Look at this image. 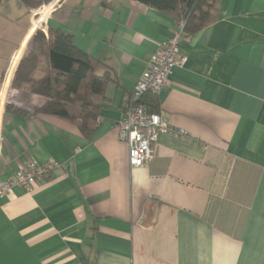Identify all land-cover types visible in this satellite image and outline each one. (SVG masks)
I'll return each instance as SVG.
<instances>
[{
  "label": "crops",
  "instance_id": "1",
  "mask_svg": "<svg viewBox=\"0 0 264 264\" xmlns=\"http://www.w3.org/2000/svg\"><path fill=\"white\" fill-rule=\"evenodd\" d=\"M61 1L48 28L110 80L90 137L39 111L45 97L12 87L30 9L0 0V91L15 65L0 181L28 159L65 165L35 191L0 196V264H264V0H218L214 21L184 37L185 62L155 96L162 121L184 133L158 134L142 167L129 165L118 122L178 22L136 0Z\"/></svg>",
  "mask_w": 264,
  "mask_h": 264
},
{
  "label": "trees",
  "instance_id": "2",
  "mask_svg": "<svg viewBox=\"0 0 264 264\" xmlns=\"http://www.w3.org/2000/svg\"><path fill=\"white\" fill-rule=\"evenodd\" d=\"M36 8L49 0H20ZM183 22L184 37L194 34L215 19L218 0H136ZM97 62L73 43L62 30H38L31 38L12 80V87L46 98L39 111L75 121L80 132L90 137L95 131L103 95L110 80L107 72H95ZM154 94L139 99L147 113L157 112ZM9 107V106H8Z\"/></svg>",
  "mask_w": 264,
  "mask_h": 264
},
{
  "label": "built area",
  "instance_id": "3",
  "mask_svg": "<svg viewBox=\"0 0 264 264\" xmlns=\"http://www.w3.org/2000/svg\"><path fill=\"white\" fill-rule=\"evenodd\" d=\"M61 3V0H53L52 2L48 1L47 5L43 3L37 8H31L29 10L30 24L26 35L32 28L33 22L41 18L42 10L51 6V10L48 14L50 15ZM49 17L50 16L45 17L44 20L40 22L39 27L31 34L25 46H27L38 30L44 33L47 32V20ZM183 26V22L178 23L173 35L158 45L150 59L148 67L136 81L130 95V101L119 119L117 135L120 140L125 141L128 145V161L131 167H142L150 161L153 157L152 145L158 134L166 132L174 134L184 133L183 130H176L165 124L160 114L157 112L147 113L143 105L139 102L143 94L151 93L156 95L162 88L166 87L169 84V75L172 68L180 66L185 62L186 57L182 54L181 50V42L184 40ZM12 63L13 59L7 68L0 91V126L3 113L6 111L5 106L8 92L11 91L10 79L15 68V65L12 67ZM64 166L63 163L53 158L42 163L33 159H28L18 167L10 178L0 181V196L8 193L14 186L21 187L31 192L35 191L49 171L59 170L64 168Z\"/></svg>",
  "mask_w": 264,
  "mask_h": 264
},
{
  "label": "rangeland",
  "instance_id": "4",
  "mask_svg": "<svg viewBox=\"0 0 264 264\" xmlns=\"http://www.w3.org/2000/svg\"><path fill=\"white\" fill-rule=\"evenodd\" d=\"M49 1L52 2L53 0H49ZM56 1H57V0H56ZM47 4H48V2H45V5H47ZM36 8H37V7H36ZM46 8H47V7H46ZM46 8H45V9H46ZM45 9H44V10H45ZM44 10L41 11V18H39L38 20H36V21L33 22L34 30H35L37 27H39L40 22H42V21L44 20L45 17L51 16V15L53 14V13H51L50 15H47V16H46V15H45V14H46V11H44ZM35 22H38V26H37L36 24L34 25ZM47 22H48V20H47ZM181 22H182V21H181ZM178 23H180V22H178ZM47 31H48V30H47ZM46 33H47V32H45V34H46ZM34 35H35V34H34Z\"/></svg>",
  "mask_w": 264,
  "mask_h": 264
},
{
  "label": "bare ground",
  "instance_id": "5",
  "mask_svg": "<svg viewBox=\"0 0 264 264\" xmlns=\"http://www.w3.org/2000/svg\"><path fill=\"white\" fill-rule=\"evenodd\" d=\"M45 10H46V9H45ZM45 10H44V11H45ZM35 24L38 26V22H35L34 25H35Z\"/></svg>",
  "mask_w": 264,
  "mask_h": 264
}]
</instances>
